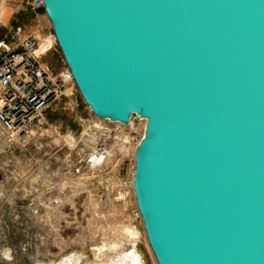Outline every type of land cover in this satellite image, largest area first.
I'll return each mask as SVG.
<instances>
[{
    "label": "water",
    "instance_id": "obj_1",
    "mask_svg": "<svg viewBox=\"0 0 264 264\" xmlns=\"http://www.w3.org/2000/svg\"><path fill=\"white\" fill-rule=\"evenodd\" d=\"M99 120L143 121L131 190L155 264H264V0H42Z\"/></svg>",
    "mask_w": 264,
    "mask_h": 264
},
{
    "label": "built area",
    "instance_id": "obj_2",
    "mask_svg": "<svg viewBox=\"0 0 264 264\" xmlns=\"http://www.w3.org/2000/svg\"><path fill=\"white\" fill-rule=\"evenodd\" d=\"M5 6V0H0V185L6 183L10 167L3 154L25 148L38 136L46 135L51 128L44 113L62 97L65 108L75 113L78 95L67 68L53 72L43 60L56 46L53 35L46 42L38 33L24 35L22 27H10ZM41 9L42 0H26L20 10ZM132 120L125 126L95 118L78 137H69L70 142L43 152L47 164L40 184L30 180L28 207L35 215L41 210L46 215L52 208L58 215L60 239L68 222H72L70 226L76 223L77 209L86 211V201L98 205L108 201L111 179L121 191L116 194L117 202L125 201L124 192H132L133 153L143 132L137 119ZM53 162L59 166L50 168ZM94 189L98 190L96 196Z\"/></svg>",
    "mask_w": 264,
    "mask_h": 264
},
{
    "label": "rangeland",
    "instance_id": "obj_3",
    "mask_svg": "<svg viewBox=\"0 0 264 264\" xmlns=\"http://www.w3.org/2000/svg\"><path fill=\"white\" fill-rule=\"evenodd\" d=\"M25 1L5 0V20L12 28L22 27L24 35L38 33L46 40L52 32L44 12L39 15L31 10L21 11ZM43 60L53 72L65 68L56 46ZM75 99V113L65 108L66 99L62 97L44 113L51 128L46 135L38 136L25 148L3 154L4 162H9L10 167L6 183L0 185V264H50L65 260L74 264H121L123 261L155 264L136 213L132 192H124L125 201L117 202L116 194L121 191L114 179L107 187L108 201L100 205L86 201V211L77 209L76 223L70 226L72 222H68L62 239L57 231L60 227L58 215L52 208L46 211V215L42 210L35 215L28 207L30 180L40 184L41 173L47 164L43 152L70 142L69 137H78L95 120L80 97L76 95ZM135 121L143 128L142 121ZM63 153L64 150L60 155ZM58 166L59 162L50 164V168ZM30 170L33 174L27 179ZM97 192L94 189L93 196Z\"/></svg>",
    "mask_w": 264,
    "mask_h": 264
},
{
    "label": "bare ground",
    "instance_id": "obj_4",
    "mask_svg": "<svg viewBox=\"0 0 264 264\" xmlns=\"http://www.w3.org/2000/svg\"><path fill=\"white\" fill-rule=\"evenodd\" d=\"M50 39H52V35L51 36H49L47 39H46V42H49L50 41ZM42 47H44V46H42ZM134 118V117H133ZM133 121H132V119H131V123H132ZM141 123H143V126H144V122L142 121ZM140 126V125H139ZM143 129V128H142ZM69 257H71V256H69ZM78 260V259H77ZM81 263V262H80ZM40 264V263H39ZM41 264H46V263H41ZM47 264H49V263H47ZM50 264H74L73 262H71V260L70 261H63V262H61V263H50ZM121 264H128V262L127 261H123ZM130 264V263H129Z\"/></svg>",
    "mask_w": 264,
    "mask_h": 264
},
{
    "label": "crops",
    "instance_id": "obj_5",
    "mask_svg": "<svg viewBox=\"0 0 264 264\" xmlns=\"http://www.w3.org/2000/svg\"><path fill=\"white\" fill-rule=\"evenodd\" d=\"M42 12H43V10H39L38 12L35 11V12H31V13H37V14L40 15ZM10 24H11V23L9 22L8 25L10 26Z\"/></svg>",
    "mask_w": 264,
    "mask_h": 264
},
{
    "label": "trees",
    "instance_id": "obj_6",
    "mask_svg": "<svg viewBox=\"0 0 264 264\" xmlns=\"http://www.w3.org/2000/svg\"><path fill=\"white\" fill-rule=\"evenodd\" d=\"M43 10V9H42Z\"/></svg>",
    "mask_w": 264,
    "mask_h": 264
}]
</instances>
